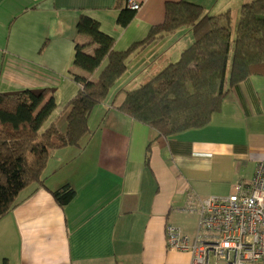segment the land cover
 <instances>
[{"label":"crops","instance_id":"0c3cea01","mask_svg":"<svg viewBox=\"0 0 264 264\" xmlns=\"http://www.w3.org/2000/svg\"><path fill=\"white\" fill-rule=\"evenodd\" d=\"M116 1L0 0V92L47 90L58 106L51 118L58 116L79 90L72 75L85 76L73 65L80 13L96 20L121 52L163 21L166 2L187 1L237 20L253 0H133L140 8L125 28L116 22ZM191 42L190 32L179 30L130 58L111 98L93 109L80 146L52 151L44 187L20 192L0 219V264H189L188 253L167 248L166 227L182 230L181 214L195 216L179 212L188 194L227 197L264 162V78L233 89L206 127L169 137L115 106ZM64 186L75 196L61 208L50 192ZM195 218L194 229L183 231L189 236Z\"/></svg>","mask_w":264,"mask_h":264},{"label":"trees","instance_id":"16d2710c","mask_svg":"<svg viewBox=\"0 0 264 264\" xmlns=\"http://www.w3.org/2000/svg\"><path fill=\"white\" fill-rule=\"evenodd\" d=\"M115 4L120 10L116 22L125 28L136 11L123 6L127 0ZM231 25L230 12L214 16L187 1L166 2L163 21L152 26L142 41L118 52L99 23L80 13L73 65L86 77L72 75L79 90L58 116L51 118L58 106L47 90L0 92V219L14 209L20 192L44 187L43 172L52 151L80 146L93 109L106 101L130 58L182 29L191 33L192 43L179 60L137 89L124 91L115 109L164 137L206 127L233 89L250 77L264 78V0L241 6L227 75ZM88 47H93L91 54L86 53ZM62 114H66L63 131L56 125ZM50 193L61 208L75 196L69 186Z\"/></svg>","mask_w":264,"mask_h":264},{"label":"built area","instance_id":"2783aa9c","mask_svg":"<svg viewBox=\"0 0 264 264\" xmlns=\"http://www.w3.org/2000/svg\"><path fill=\"white\" fill-rule=\"evenodd\" d=\"M127 8L138 11L133 0ZM197 217L189 236L166 227L168 249L190 255L189 264H264V162L256 165L247 185L235 184L227 197L200 198L188 194L179 208Z\"/></svg>","mask_w":264,"mask_h":264},{"label":"rangeland","instance_id":"374dc122","mask_svg":"<svg viewBox=\"0 0 264 264\" xmlns=\"http://www.w3.org/2000/svg\"><path fill=\"white\" fill-rule=\"evenodd\" d=\"M239 15H240V14H239ZM238 19H239V16H238L237 20H235L234 18H232V25H231V37H232L231 39H232V41H231V43H230V56H229V61H228V70H227V71H228V74H227V75H229L230 68H231V63H232L233 50H234L233 40L235 39V37H236V33H237ZM181 31L186 32L187 30L182 29ZM190 36H191V40H192V35H191V33H190ZM191 43H192V42H191ZM190 45H191V44H190ZM180 54H181V52H179L178 56L175 57V58L171 61V63H176V62L179 60ZM171 63H170V64H171ZM101 67L103 68V65H102ZM162 69H163V68H161V69H159V70H162ZM124 76H126V75H124ZM124 76L121 77L119 80H117L116 84H121L122 81H120V80H123L122 78H125ZM133 81H134V80H133ZM123 82H126L125 79H124ZM145 83H147V82H146V81L143 82L142 85L145 84ZM132 84H135V81H134V83H132ZM136 87H137V86H135L134 88H136ZM136 89H137V88H136ZM114 90H115V89H111L110 92H115ZM110 94H111V93H109V95H108L106 101H107L108 99L111 98ZM49 95L51 96V94H49ZM106 101H105V102H106ZM65 117H66V114H63L62 117H61V120H59V123H58V124L56 123V125L58 126V128H59L61 131H63V129H64L63 126H64V119H65ZM195 220H196L195 216H191V215H189V216H182V214H181V222H179L178 225L181 227L182 231H184V232H189V233H190V232L194 229V227H195V223H196ZM175 223H177V222L175 221V219L172 220V224H175Z\"/></svg>","mask_w":264,"mask_h":264}]
</instances>
